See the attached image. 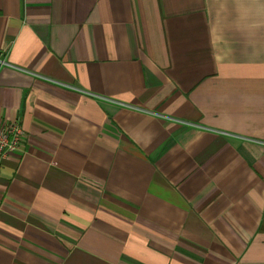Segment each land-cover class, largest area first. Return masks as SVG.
<instances>
[{
  "label": "crops",
  "instance_id": "1",
  "mask_svg": "<svg viewBox=\"0 0 264 264\" xmlns=\"http://www.w3.org/2000/svg\"><path fill=\"white\" fill-rule=\"evenodd\" d=\"M0 264H264V0H0Z\"/></svg>",
  "mask_w": 264,
  "mask_h": 264
},
{
  "label": "built area",
  "instance_id": "2",
  "mask_svg": "<svg viewBox=\"0 0 264 264\" xmlns=\"http://www.w3.org/2000/svg\"><path fill=\"white\" fill-rule=\"evenodd\" d=\"M24 131L17 122L0 129V159L19 153L24 142Z\"/></svg>",
  "mask_w": 264,
  "mask_h": 264
}]
</instances>
